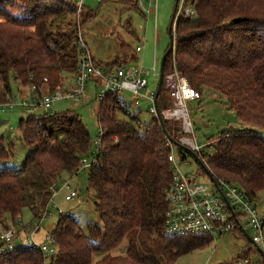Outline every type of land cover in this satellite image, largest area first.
I'll return each mask as SVG.
<instances>
[{
  "label": "trees",
  "instance_id": "obj_1",
  "mask_svg": "<svg viewBox=\"0 0 264 264\" xmlns=\"http://www.w3.org/2000/svg\"><path fill=\"white\" fill-rule=\"evenodd\" d=\"M135 1L131 3L138 8ZM77 2L0 0L1 104L15 103L11 75L21 88L35 87L42 97L61 87L66 75L77 73V23L68 32L64 21L73 15L82 26L83 16L85 21L96 16L85 4L78 15ZM16 3L21 5L19 15L8 10ZM185 8L195 14L178 18L165 75L176 67L201 95L205 88L221 93L242 122L257 128L224 129L200 158L214 178L236 185L256 203L264 191V0H185ZM129 50L121 45L122 57L101 66L107 73L127 66ZM170 104L163 84L160 111ZM119 112L129 119H120ZM45 116L43 124L34 114L19 121L22 142L31 150L23 175L2 165L14 156L15 144L0 139V222L22 216L25 206L40 219L49 211L57 180L76 177L82 159L94 151L91 133L77 111ZM98 121L104 131L102 151L87 175L101 225L89 223L85 234L75 216L61 214L48 233L58 244L56 256L47 260L36 248L22 247L1 255L0 264H173L214 240L162 234L169 209L166 191L173 179L171 139L177 152L182 151L179 123L164 120L168 139L156 115L144 125L141 113L132 114L120 95H107L99 103ZM195 163L198 175L208 179ZM33 169L40 175L35 187L28 185ZM125 242V253L113 255ZM96 254L106 256L95 262Z\"/></svg>",
  "mask_w": 264,
  "mask_h": 264
},
{
  "label": "rangeland",
  "instance_id": "obj_2",
  "mask_svg": "<svg viewBox=\"0 0 264 264\" xmlns=\"http://www.w3.org/2000/svg\"><path fill=\"white\" fill-rule=\"evenodd\" d=\"M180 1L158 0L156 6L155 0H152L151 3L148 0H144L143 5H139L137 8L131 3L133 0H84L86 8L96 13V16L91 21H85V17H82V30L85 42L94 59L99 62L98 64L113 62L117 58L122 57L121 45L123 44L130 46L129 59L132 53L136 51V47L146 48L139 55L138 62H133L132 58L126 66L127 68H135L137 71L142 68L148 81V88L141 92L142 97L137 98L143 101L141 103V108L143 109L141 121L144 125L153 120V115L148 111V105L151 101L147 96L151 92L157 91L159 83V76H155L152 72L155 46L157 44L158 73L160 72L161 59L170 42L168 30L171 26L175 9L177 10V5ZM20 7L21 5L16 3L15 6L8 10L15 15H19ZM185 9L189 10L190 8ZM1 20L2 18H0ZM64 22L65 30L68 32L72 30L76 23L78 24L73 15L67 16ZM74 78L69 76L66 82L63 81L62 87H64V91L69 92L73 89L76 85ZM10 83L13 101L18 103L19 100H22L19 93L22 90L21 85L16 82L13 75H11ZM91 86L92 84L89 83L87 89V93L92 96L90 101H60L54 105L53 112L77 111L82 116L83 122L89 129L94 142L101 135V127L98 121L99 103L94 99L95 91L94 89L92 90ZM120 96L123 100L125 99V106L134 114L132 108L135 106L137 99L130 93ZM188 112L193 124L194 134L187 135V137L194 139L196 144L202 148V151L212 138H217L224 129L257 130L252 125L242 122L236 113L229 109L225 97L212 89L205 88L199 100L188 102ZM47 113H49V109L45 108H39L34 112L23 110L20 107L15 109L9 107L7 110L0 109V139L4 138L6 143L12 141L15 144L14 156L9 161L4 162L3 166L18 171L20 175H23V165L31 150L22 142L19 121L30 114H34L43 124L47 118L45 116ZM118 116L120 119H129V117L120 112ZM177 156L183 172H197V165L191 156H187V166L184 165L185 162L181 163L179 154L176 151ZM66 176L63 175L61 179L57 180V187L60 189L62 182L65 180L72 181L71 184L78 188L80 196L74 202L68 203L65 201V193L59 191L58 195L48 206L50 215L42 224V233L37 237L40 241L44 238L43 235L51 233L56 227L61 215L57 212L56 207L63 209L66 215L75 216L85 234L89 223L101 225L95 204V193L89 189L87 171L80 172L73 178ZM39 177L38 170L33 169L31 176L28 178L30 182L28 185L35 187L40 179ZM199 179L203 183H208V179L205 176H200ZM24 181L27 183L26 179ZM30 191L33 192V189H30ZM256 204L259 214L264 215V191L259 194V200ZM21 217L27 224L35 220L28 206H25ZM247 233L250 238L255 235L251 229H247ZM126 248L127 242L113 252V255L124 254ZM258 249L260 248L253 244L245 234L236 231L216 236L209 246L184 255L173 264H235V262L264 264V256ZM105 256L106 254H96L94 261L98 262Z\"/></svg>",
  "mask_w": 264,
  "mask_h": 264
},
{
  "label": "built area",
  "instance_id": "obj_3",
  "mask_svg": "<svg viewBox=\"0 0 264 264\" xmlns=\"http://www.w3.org/2000/svg\"><path fill=\"white\" fill-rule=\"evenodd\" d=\"M77 1L78 15H80L84 0ZM143 1L136 0L137 4L141 6ZM148 2L151 3L152 0H148ZM157 4L158 0H156V6ZM186 10L185 0H181L177 5V13L172 23L174 34L180 16L195 14L192 8ZM76 34L80 58L77 73L74 75L76 85L71 91L66 92L61 86L53 93H46L39 97L36 88L32 87L31 94L33 97L31 99H22L18 103H0V109L7 110L9 107L11 109L20 107L23 110L34 112L39 108L53 109L54 105L60 101L87 102L92 99L91 94L87 93L89 83L92 84V90L95 91L94 99L98 103H101L107 95L130 93L136 99L142 97L141 92L148 88V81L142 68L137 71L135 68L125 66L107 73L103 66L95 62L85 42L80 21L77 24ZM140 49L138 48V51ZM158 64L159 59L155 49L152 67L155 76L160 75V72L157 73ZM164 84L171 104L169 107H165L161 114L164 120L179 123L184 136L179 140L178 144L182 151L180 150L181 152L178 154L181 163L185 162L184 165L187 166L185 151L189 150L196 153L199 158L202 157V148L196 144L194 139L187 137V135L194 134L188 112V102L199 100L202 95L190 85L176 67L172 72L165 75ZM155 96L156 92H151L147 96L152 102L150 111L153 115H156ZM103 135L104 131L101 129L100 137L94 141V151L82 159L79 172L88 171L97 164L102 151ZM169 144L172 149L169 161L173 168V179L166 191L169 209L165 215L162 234L165 236L193 234L195 236H210L214 239L216 236L236 231L248 234L247 229H251L255 233L251 237L252 243L264 252V215L259 214L257 204L252 202L245 192L234 184L216 178L217 186L209 178L206 184L200 181V175L197 172H183L178 156L176 157V145L172 142ZM71 183L72 181L69 180L63 181L60 189L56 184L52 189V200L59 191H63L65 201L74 202L80 196V192ZM56 210L59 214H64L63 209L56 207ZM49 215V211L45 212L40 219H35L29 224L23 221L21 216L14 221L0 222V256L22 247L36 248L47 260L56 256L59 247L52 234H47L42 241L37 238L44 220ZM235 264H242V262H235Z\"/></svg>",
  "mask_w": 264,
  "mask_h": 264
},
{
  "label": "water",
  "instance_id": "obj_4",
  "mask_svg": "<svg viewBox=\"0 0 264 264\" xmlns=\"http://www.w3.org/2000/svg\"><path fill=\"white\" fill-rule=\"evenodd\" d=\"M240 21H243L242 19H236L235 20V23H238ZM168 34H169V38H170V42H169V46H168V49L166 50V52L164 53L162 59H161V63H160V75H159V83H158V87H157V91H156V96H155V103H154V106H155V109H156V116H157V119L160 121L161 123V126L163 128V131L165 133V135L168 137L167 135V130L165 128V123H164V119L162 117V114H161V111L159 109V106H158V98H159V95L161 94V91H162V87H163V84H164V77H165V66H166V61H167V57L169 56L170 53L173 52L174 50V45H175V35H174V32H173V29H172V25L171 27L169 28L168 30ZM166 107V106H165ZM164 107V108H165ZM49 113H53V109H50L49 110ZM181 130V128H180ZM168 139H170L168 137ZM172 143L177 145V142H175V140L171 139ZM191 157L193 158V160L195 162H197L206 172V175L208 176L209 180L214 183L216 186H217V182H216V179L214 178L213 174L205 167L204 163L201 161V159L199 158V156L194 153V152H191L189 150H187ZM223 195V194H222ZM225 201L229 204L228 200L226 199V197L223 195ZM97 205V202L95 203ZM249 239L250 241L252 242L251 238L248 236V234H245ZM264 256V252L261 250V249H258Z\"/></svg>",
  "mask_w": 264,
  "mask_h": 264
},
{
  "label": "crops",
  "instance_id": "obj_5",
  "mask_svg": "<svg viewBox=\"0 0 264 264\" xmlns=\"http://www.w3.org/2000/svg\"><path fill=\"white\" fill-rule=\"evenodd\" d=\"M135 3H137L136 1H135ZM155 4H156V0H155ZM139 6V5H138ZM157 11H158V7H157ZM158 13V12H157ZM157 40H158V37H157ZM155 43H158V42H155ZM138 48H141L139 51H138ZM146 49V48H145ZM145 49H144V47L142 48V47H140V46H138V47H136V51L130 56V58L132 59L133 58V62H138L139 61V55L140 54H142V52L143 51H145ZM155 49H157V44H156V46H155ZM157 52V51H156ZM93 58H94V56H93ZM95 60V59H94ZM95 62L98 64L99 62H97L96 60H95ZM128 63H130V61L128 60L127 61ZM69 76H73V78H74V75H66L65 76V79H64V82H66V80L68 79V77ZM74 80H75V78H74ZM22 90H20L19 91V93H20V95H21V98L22 99H31L33 96H32V94H31V89H23V88H21ZM126 94V93H125ZM125 100V99H124ZM139 100V99H138ZM136 101V104H135V106H133V112H134V114H138V113H143V109L141 108V103L143 102L141 99L139 100V101ZM151 107H152V103L151 102H149V105H148V111H150V109H151ZM54 108V107H53Z\"/></svg>",
  "mask_w": 264,
  "mask_h": 264
}]
</instances>
